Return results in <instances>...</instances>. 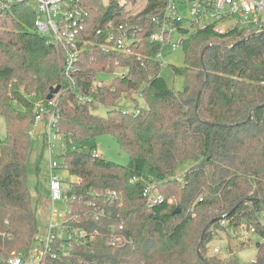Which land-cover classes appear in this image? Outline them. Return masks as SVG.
Instances as JSON below:
<instances>
[{
    "label": "trees",
    "instance_id": "1",
    "mask_svg": "<svg viewBox=\"0 0 264 264\" xmlns=\"http://www.w3.org/2000/svg\"><path fill=\"white\" fill-rule=\"evenodd\" d=\"M83 5V38L101 42L97 29L113 20L138 22L139 40L128 55L96 47L81 52L75 85L62 73V46L34 29L31 5L0 8V115L6 124L0 138V229L12 233L0 238L1 255L24 254L38 231L39 161L33 166L35 188L28 185L33 105L46 100L50 86L60 85L52 98L67 144L70 137L82 142L110 134L129 161L120 164L78 147L64 151L62 162L74 177L68 193L76 217L70 214V223L97 233L48 264H239L206 252L223 229L222 216L229 220L227 228L246 223L264 236V26H236L225 33L208 26L187 37L184 65L171 66L184 81L176 91L160 74L159 44L149 40L150 17L160 12L161 0L137 10L115 0H83ZM116 67L127 71L92 87L100 71ZM80 94L91 100H80ZM136 95L145 101L137 112L118 103L135 101ZM150 183L160 201L144 197ZM107 190L118 197L107 201ZM110 235L121 240L112 244ZM256 247L247 264H264V243L257 240Z\"/></svg>",
    "mask_w": 264,
    "mask_h": 264
},
{
    "label": "built area",
    "instance_id": "2",
    "mask_svg": "<svg viewBox=\"0 0 264 264\" xmlns=\"http://www.w3.org/2000/svg\"><path fill=\"white\" fill-rule=\"evenodd\" d=\"M115 1L124 8L128 3V0ZM132 1L134 6H137L132 8L137 10L144 8L150 0ZM161 1L160 12L150 17L153 30L149 35V40L160 46V50L156 53L160 66L161 51L165 45L171 50L183 47L187 37L205 27L210 26L217 33H225L236 26L255 28L264 26V20L261 18V13L264 12V0ZM19 2H27L33 8L34 29L47 37L49 41L62 46V73L73 85L76 83L73 75L77 73L78 68L76 62L81 52L96 47L104 52L118 51L128 55L131 53L132 44L139 40L137 31L140 29V24L138 22L115 24L113 20L97 29L96 34L103 35L101 42L83 38L87 17V9L83 5V0H0V8L3 9ZM126 71L125 68V71L118 74L123 75ZM105 73L106 71H100L95 76L92 80L93 88L107 83L111 77L104 75ZM79 98L80 100H91L84 94H80ZM92 103L100 105L97 101H92ZM33 111L34 122L30 136L32 140L40 142L43 153L46 151L50 160L46 178L49 193L46 220L43 228L35 233L31 246L24 254L11 252L4 256L0 252V264H48L50 260L68 257L73 244H82L87 238L92 239L97 233L94 231L89 234L84 228L70 223L71 215H75L72 214L70 208L74 196H70L68 192L74 180L65 182L64 176L68 174V169L63 164L61 155L69 147L76 148L67 144L65 137L57 127L60 112L57 108L56 97L34 102ZM64 183H67L68 187H64ZM104 195L107 201L118 197L116 191L112 190H107ZM143 195L150 202L162 199V196L152 186H147ZM260 220L264 224L263 215H260ZM228 223L229 220L225 216L219 219L222 230L231 234L235 244L232 245L227 240L225 246H214V253L229 256L233 251L232 246L251 244L253 237L264 243V236H259L254 226L241 223L236 228H227ZM4 224L6 227L9 226V221L5 220ZM119 227L122 228V225ZM11 237L12 233L8 228L0 229L2 242ZM108 240L114 244L121 239L110 235Z\"/></svg>",
    "mask_w": 264,
    "mask_h": 264
},
{
    "label": "rangeland",
    "instance_id": "3",
    "mask_svg": "<svg viewBox=\"0 0 264 264\" xmlns=\"http://www.w3.org/2000/svg\"><path fill=\"white\" fill-rule=\"evenodd\" d=\"M106 2L107 0H103ZM134 6V3L132 0H128V3L126 4V8H132ZM137 7V6H136ZM134 6V8H136ZM133 8V9H134ZM261 18L264 20V12L261 13ZM162 57L160 58L161 67H160V74L164 77L167 84L173 88L174 90L178 91L181 90L183 87V77L180 74H175L172 71L171 66L174 67H182L184 65V49L183 47H178L177 49L171 50L169 46L165 45L161 51ZM125 71V68L123 67H116L112 72H106L104 75H107L109 77H112L113 75H117L118 73H121ZM119 75V74H118ZM36 101H40L39 99H35ZM118 103L122 105L123 109L125 111H131V112H137L136 109L138 107L145 106V101L140 96L136 95V100L132 101L130 99L121 98ZM98 113L105 114L106 108H99ZM6 136V124L4 117L0 115V138H3ZM31 142V149L29 154V172L31 174V179L28 181V185L31 189H34L36 185V177L33 174V166L36 163V161H39V167H40V173L38 177V192L41 195L40 201L37 205V217L39 220V228H43L46 220L47 215V209H48V201L47 198L49 197L48 189H47V167L50 163L49 156L44 151L42 152V146L38 140H32ZM70 144L74 147L78 148H84L86 150H93L94 153L101 155L103 158L114 161L120 164H127L129 161L128 154L121 149L119 143L117 140L110 134H103L95 139H89L84 140L82 142H78L75 138L70 137ZM42 155V156H41ZM180 173V170L177 172V174ZM65 182L72 181L74 179L73 176H70L66 174L64 176ZM64 183V187H68V184ZM152 186V184H148ZM58 204V203H57ZM234 238L231 237V234L225 230L217 231L215 232L213 239L208 244L207 247V255H217L221 257L222 259H230L231 257L233 259H236L239 264H247L249 261L253 260L256 256L257 247L256 242L257 238L253 237V243L245 245V246H238L234 245L232 255L225 256L223 253H214L213 247L216 245L225 246L227 240L231 242V244H235Z\"/></svg>",
    "mask_w": 264,
    "mask_h": 264
},
{
    "label": "water",
    "instance_id": "4",
    "mask_svg": "<svg viewBox=\"0 0 264 264\" xmlns=\"http://www.w3.org/2000/svg\"><path fill=\"white\" fill-rule=\"evenodd\" d=\"M242 41H243V40H242ZM236 44H237V43H236ZM202 54H203V53H202ZM59 89H60V85L50 86V88H49V92H48V94H47V96H46L47 99H51V98L53 97V95L59 91ZM199 96H200V91H199V93H198V98H199ZM198 98H197V100H198ZM196 106H197V105H196ZM196 108H197V107H196ZM178 211H179V208L175 209L172 213H175V212H178ZM216 220H218V218H215V219H213L210 223H208V225L206 226V228H207L208 226H210L211 223L215 222ZM206 228H205V229L203 230V232H202V235H201V238H200V242L202 241V239H203L204 236H205ZM199 244H200V243H199ZM204 260L207 261L205 258H204Z\"/></svg>",
    "mask_w": 264,
    "mask_h": 264
}]
</instances>
